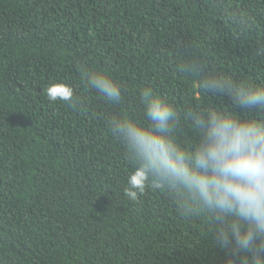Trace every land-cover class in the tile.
<instances>
[{"label": "trees", "instance_id": "16d2710c", "mask_svg": "<svg viewBox=\"0 0 264 264\" xmlns=\"http://www.w3.org/2000/svg\"><path fill=\"white\" fill-rule=\"evenodd\" d=\"M261 47L264 0H0V264H238L174 194L124 195L133 162L109 123L147 124L144 88L174 105L185 146L199 135L190 110L264 120L183 71L199 60L264 84ZM95 70L121 87L119 103L86 86ZM52 82L73 102L48 100Z\"/></svg>", "mask_w": 264, "mask_h": 264}, {"label": "clouds", "instance_id": "9594fccd", "mask_svg": "<svg viewBox=\"0 0 264 264\" xmlns=\"http://www.w3.org/2000/svg\"><path fill=\"white\" fill-rule=\"evenodd\" d=\"M257 55L264 56V47ZM183 71L194 75L203 92H227L241 108L264 110V84L234 82L205 71L199 60ZM83 78L106 101H121V87L109 75L85 71ZM44 91L50 101L73 102L74 90L64 82H52ZM140 101L147 124L127 115L109 123L133 162L124 195L136 201L146 189L166 190L174 194L178 214L201 219L217 243L238 257V264H264V120L214 107L190 110L186 115L199 135L185 146L174 135V105L151 88L141 90Z\"/></svg>", "mask_w": 264, "mask_h": 264}]
</instances>
